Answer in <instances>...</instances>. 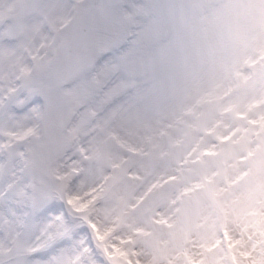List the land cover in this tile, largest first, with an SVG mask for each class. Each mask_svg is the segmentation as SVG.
<instances>
[{
  "label": "snow or ice",
  "instance_id": "1",
  "mask_svg": "<svg viewBox=\"0 0 264 264\" xmlns=\"http://www.w3.org/2000/svg\"><path fill=\"white\" fill-rule=\"evenodd\" d=\"M0 264H264V0H0Z\"/></svg>",
  "mask_w": 264,
  "mask_h": 264
}]
</instances>
